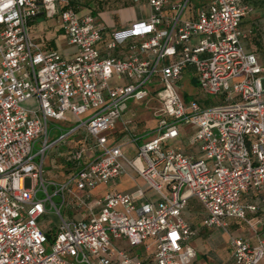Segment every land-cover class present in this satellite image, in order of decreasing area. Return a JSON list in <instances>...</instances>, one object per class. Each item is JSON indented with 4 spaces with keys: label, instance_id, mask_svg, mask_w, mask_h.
Here are the masks:
<instances>
[{
    "label": "built area",
    "instance_id": "1",
    "mask_svg": "<svg viewBox=\"0 0 264 264\" xmlns=\"http://www.w3.org/2000/svg\"><path fill=\"white\" fill-rule=\"evenodd\" d=\"M190 1L165 19L166 0H147L150 17L114 32L102 55L103 27L62 8L67 0H0V264H193L188 242L195 230L184 217L190 198L205 211L204 228L226 229L235 219L256 235L255 244L230 239L234 264H264V232L257 234L247 217L264 206V66L240 44L241 19L252 8L245 0H212L193 20H181ZM39 16L59 19L77 48L72 60L31 39L29 24ZM129 39L136 41L127 56L113 57ZM186 69L214 104L181 98ZM113 78L123 83L110 87ZM29 100L35 107L21 106ZM151 101L159 105L157 127L136 145L123 114L129 103ZM50 121L71 128L49 142ZM118 122L124 135L110 143L106 134ZM185 128L193 131L182 137ZM76 134L81 144L69 152L71 173L61 183L48 180L45 155ZM182 139L198 156L172 145ZM127 145L135 146L134 158L125 155ZM128 169L144 186L106 193L87 219L67 214L71 202L91 212V192ZM252 194L258 203L242 201ZM49 210L58 218L52 234L40 227Z\"/></svg>",
    "mask_w": 264,
    "mask_h": 264
},
{
    "label": "crops",
    "instance_id": "2",
    "mask_svg": "<svg viewBox=\"0 0 264 264\" xmlns=\"http://www.w3.org/2000/svg\"><path fill=\"white\" fill-rule=\"evenodd\" d=\"M210 1L212 0H191L189 6H187L181 15V20H193L197 10ZM245 1L252 8V11L241 19L240 29L242 31V38L240 44L245 52L256 54L259 63L264 66V0ZM182 2L183 0H166L161 12L163 18L169 19L177 15V6ZM63 7L74 9L78 17L86 15L92 16L97 23L103 27V38L97 45L102 55L107 53L106 45L111 41V35L114 32L125 30L132 23L145 21L152 14V9L147 0H67V6L62 5V8ZM28 33L31 39L44 52H57L65 60H72L77 54V48L68 44L57 17H37L30 22ZM135 41V39H129L117 45L111 52V55L116 58L126 57L130 45ZM112 80L115 81L116 79L113 78ZM179 87L184 101L196 100L203 107L210 106L216 102L213 97L204 95L199 91L192 69H186L182 80L179 82ZM134 106H136L135 103H129L127 111L123 114L122 121L131 122L129 131L137 138L136 145H139L149 138H142L145 132H140L138 130L133 132L131 130L132 121L129 119L128 113ZM123 122H118L114 130L106 134L110 143H118L120 138L124 135ZM192 131L191 128L182 129V137H186V134H190ZM80 144L81 135L79 134L72 136L71 141L67 140L65 143L60 144L66 148L63 153H57L60 164L54 163V167H56L55 169L52 168V171H54L52 175H54V177L44 172L45 178L56 183L63 182L69 176L73 168V163L68 160L69 152L77 148ZM172 145L175 147L180 146L186 155L198 156L197 150L186 144L184 139H182V141H176ZM55 148L56 147L50 149L48 153L51 154L52 150ZM123 151L129 158H134L136 155V148L132 145L125 146ZM46 157L47 154L44 157L43 163ZM53 158L54 157H52V159ZM138 178L139 177H137L133 171L128 169L126 174L121 176L116 182L108 186L98 187L91 192V212H88L85 208L78 209L77 202H71V210L67 211V214L73 219H87L92 213L95 214L98 212L99 207L95 205L97 199L101 198L106 193L132 191L136 186H139V183L136 181ZM99 188L102 189L98 190ZM242 201L258 203L259 198L256 194H252L251 196H243ZM197 215L198 213L192 214L190 211H188L187 214V219L190 221L191 227L195 230V235L188 242L196 253L193 264H234L231 258L230 239L243 238L248 240L251 244H255L256 242V235L243 221L230 219L226 222V229L217 228L215 229L217 231H213V229L204 228L202 226V218L205 215L203 207L202 212L199 214L200 223L195 225L193 219ZM247 217L249 220H253L257 225L254 227L257 234L264 232V206L260 207L257 214H248ZM240 222H243L249 228L250 232L246 235L238 234V236H236L232 233V229L238 227ZM113 243L119 248L127 249V244L124 240H115Z\"/></svg>",
    "mask_w": 264,
    "mask_h": 264
},
{
    "label": "rangeland",
    "instance_id": "3",
    "mask_svg": "<svg viewBox=\"0 0 264 264\" xmlns=\"http://www.w3.org/2000/svg\"><path fill=\"white\" fill-rule=\"evenodd\" d=\"M241 79H242L241 76H237L234 78V81L238 82ZM122 83H123L122 81L110 80L109 86L114 87V86L122 84ZM179 94H180L181 98H183L180 91H179ZM21 106H23L25 108H33V107H35V101L29 100L27 102L22 103ZM158 106L159 105L156 101H152L151 103L142 104V105L136 104V106H134L133 109L128 113V117L132 121L131 130L133 132L137 131V130L140 132H145V134L142 137L143 139L151 137L154 133L153 131L157 127V119L154 116V113L157 111ZM70 128H71V123H69L68 125H66V124L64 125V124L59 123V122L50 121L48 124L49 142L56 141L58 136L60 135V133H66L70 130ZM67 140L71 141V135H70V137H68ZM39 148H40L39 144L36 145L33 152L36 153ZM65 150H66V148L63 147V145L58 144L56 146V148L54 150H52L53 154L52 153L49 154L47 152V157L43 163L44 172H46L48 175L54 174V171H52V168L53 169L56 168V167H54V163L56 162V163L60 164V159L57 157V153L58 152L63 153ZM52 157H54V158L52 159ZM36 162H38V159H36ZM52 176L54 177V175H52ZM136 181H137V183H139V186L144 185V182L141 179L138 178ZM100 189H102V188H99L98 190H100ZM48 191H49V193H51L50 189ZM124 192L125 191H118V193H124ZM164 192H166L165 189H164ZM94 193H95V191H94ZM38 196L40 198L44 197L41 193H39ZM53 202L58 204V199L53 198ZM47 209H49L48 206H47ZM188 211L192 212V214L198 213V215L195 216L193 219L194 224L198 225L200 223L199 214L202 212V206L197 202V200L195 198H190L188 200V206H187V209H186L185 214H184L185 219L190 224V221L187 219ZM52 212H53V210H49L46 213V215L43 216L42 221L40 222L41 229L43 231H48L49 229H51L52 230L51 234L55 231V225L58 222V218L56 217L55 214H52ZM62 213H63V211H62ZM250 223L254 227L257 226L253 220H250ZM211 229H213V231H217V230H215L217 228H211ZM249 232H250L249 228L243 222H240L238 227H236L235 229H232V233L235 234L236 236H238V234L246 235ZM47 251H49V249H47Z\"/></svg>",
    "mask_w": 264,
    "mask_h": 264
},
{
    "label": "trees",
    "instance_id": "4",
    "mask_svg": "<svg viewBox=\"0 0 264 264\" xmlns=\"http://www.w3.org/2000/svg\"><path fill=\"white\" fill-rule=\"evenodd\" d=\"M48 239L50 240L51 239V236L50 235H47Z\"/></svg>",
    "mask_w": 264,
    "mask_h": 264
}]
</instances>
